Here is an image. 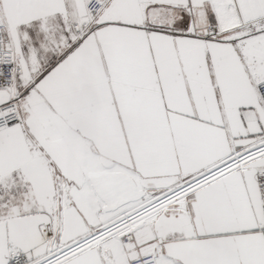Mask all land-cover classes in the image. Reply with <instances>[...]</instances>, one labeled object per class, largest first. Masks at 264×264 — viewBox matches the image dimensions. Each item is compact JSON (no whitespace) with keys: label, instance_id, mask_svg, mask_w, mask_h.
Listing matches in <instances>:
<instances>
[{"label":"snow or ice","instance_id":"snow-or-ice-1","mask_svg":"<svg viewBox=\"0 0 264 264\" xmlns=\"http://www.w3.org/2000/svg\"><path fill=\"white\" fill-rule=\"evenodd\" d=\"M0 264H264V0H0Z\"/></svg>","mask_w":264,"mask_h":264}]
</instances>
